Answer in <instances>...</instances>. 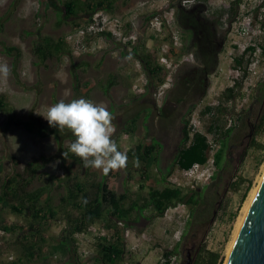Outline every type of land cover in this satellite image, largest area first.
Returning <instances> with one entry per match:
<instances>
[{
  "label": "rangeland",
  "instance_id": "rangeland-1",
  "mask_svg": "<svg viewBox=\"0 0 264 264\" xmlns=\"http://www.w3.org/2000/svg\"><path fill=\"white\" fill-rule=\"evenodd\" d=\"M66 1L0 0V64L6 63L9 68L7 77L0 75V96H3L7 107L13 110L12 118L0 110V185L6 176L22 173L27 162L43 157L36 176L30 179L28 189L48 184L50 203L53 205L58 203L59 196L65 192V185L72 183V179L88 184L104 178L117 193L126 191L129 199L144 196L149 186L162 187V183L156 182L159 179L158 169L164 170L172 161L181 137V117L191 104H195V108L190 123L197 130L206 132L213 150L216 149L212 134L206 131L211 115H201L200 110L205 105H221L225 110L219 115L220 124L224 128H234L228 136L220 179L217 181L215 178L218 170L214 165L209 176L199 171L203 175L198 173L200 178L196 182H191V177L176 169L167 183L180 186L187 196L193 189L202 190V197L195 207L176 203L163 216H153L150 209H145L136 220L116 227L125 246L124 258L117 264H161L165 258L163 253L170 250L174 251L170 264H192L196 253L203 247L218 251L223 257V264L235 226L244 213L247 197L258 184L264 169V148H261L264 145V98L262 101L254 99L257 84L264 79V0H240L236 16L231 21L228 20L227 10L232 0H208V16L218 19L216 31L211 28L212 45L222 46L217 66L212 73L199 74L205 82L202 92L196 86H187L188 82H193L194 74L191 71L196 65L195 59L183 62L172 74L171 86L161 97L156 95V91L159 81L164 77V70L153 75L148 73L138 57L129 54L130 46L118 38L108 39L94 34L84 41L85 49L79 54L71 52L44 62L37 60L32 53L35 40L43 35L67 37L76 30L74 22L87 23L85 15L58 23L63 17L61 12ZM169 1L115 0L112 10L107 11L110 16L121 20L119 32L123 35L131 32L136 34L134 44L139 46L140 52L141 45H144L145 52L154 58L153 64H158L155 58L158 46L170 43L173 33L180 40V46L173 54L180 59L186 53L181 46L185 44L188 34L177 27L175 20L164 23L161 32L153 31L148 26V20L155 14L168 21ZM195 1L198 3L199 0ZM201 37L197 35L195 40L200 41ZM247 45H254L256 50L250 54L251 62L246 67L236 97L226 101L221 97L223 89L232 85L243 69L241 67L235 72L232 57L239 55ZM5 46L20 50L14 70V55L5 52ZM195 50L196 47H193L189 52L194 55ZM74 68L80 75V94L72 90L71 72ZM111 73L115 74L116 84L110 88L109 95H105L100 84ZM144 81L145 92L134 93L132 85ZM19 82L30 87L23 88ZM179 97L183 98L181 102L177 101ZM79 98L103 103L109 111L112 108L111 113L115 117L113 123L116 125L113 139L119 150L126 151L137 142H149L152 139L160 143L159 162L157 166H151L148 181L141 175L142 164L136 167L131 159H128L126 169L104 175L100 170L85 168L83 162L64 158L59 154L57 143L51 135L37 133L38 120L48 124L41 114H46L49 106L60 100L68 102ZM137 113L140 117L135 131L130 134L124 132L127 121ZM241 116L244 119L239 122L237 117ZM253 141L259 143V148L252 146ZM67 144L65 140L64 145ZM56 161L59 163L56 164ZM238 181H241L240 185L235 189ZM247 185L250 189L241 198ZM45 197L46 194H43L41 199ZM0 218L7 225L26 227L31 222L29 216L12 214L1 208ZM66 226V220L60 216L44 223L41 227L45 238L43 251L30 261L25 256L30 240L25 241L23 233L17 230L0 233V264H12L17 259H21L20 264H100L96 261V229L103 227L98 222L85 233L73 236L76 239V252L70 257L48 252L49 244L55 243L64 234ZM106 238L110 240L111 235Z\"/></svg>",
  "mask_w": 264,
  "mask_h": 264
},
{
  "label": "trees",
  "instance_id": "trees-1",
  "mask_svg": "<svg viewBox=\"0 0 264 264\" xmlns=\"http://www.w3.org/2000/svg\"><path fill=\"white\" fill-rule=\"evenodd\" d=\"M114 1L67 0L63 3V10L61 12L63 17L58 20V23L60 24L64 20L81 17L82 15H85V18L90 20L92 15L97 11L102 10L107 12L108 10H112ZM239 2L240 0L230 1V6L227 10L229 21L236 16V7L239 5ZM167 7L169 10L171 8L174 9L173 15L177 27L183 33L189 31L185 44L181 46L182 51L187 53L193 47H196L195 52H193L196 65L191 71L194 74V78L193 82H188L187 86L188 88L196 86L202 89L203 92L205 82L203 77H199V74H209L215 70L218 62V54L222 49L221 45L217 47L212 45L213 33L211 32V28H214L216 31L218 19L204 16L200 3L196 2L188 8L181 4V0H170ZM73 24L75 27L79 26L78 22H74ZM98 35L108 39L115 38L111 32L105 30L100 31ZM197 35H202L200 41L195 40ZM126 45L130 46L129 54L137 56L143 68L148 73L153 75L164 70L159 64L152 63V59L154 58L151 57L149 52H145L144 45H141V52L138 49L139 46L130 41L126 42ZM255 50L256 47L254 45H247L239 55L232 57V67L235 69L242 67L243 69H241L240 77H236L232 85L226 86L223 89L221 97L224 100L228 101L236 97L237 91L241 88L242 80L246 74V67L251 62L250 54L254 53ZM4 51L14 55L12 64V70H14L16 65L15 59L20 55V50L14 46H5ZM71 52V47L66 37L53 38L50 35H43L35 40L32 45V53L39 62H44L46 59L60 57ZM262 54H264V50H262ZM76 66L74 65V67ZM14 74L16 75L15 72ZM71 76L73 80L72 90L74 89V93L80 94L81 80L76 68L71 72ZM162 80L163 78L159 82ZM185 80L188 81V79ZM19 83L23 88L30 87L22 82ZM115 84V74L111 73L104 83L100 84L101 91L105 95H109L110 88ZM144 89H146V85ZM263 98L264 79L257 84L256 94L254 95L255 101H262ZM182 99V97H179L177 101L181 102ZM194 108L195 104H191L186 113L181 117V137L172 161L164 170L158 169L159 179L156 182L163 184L161 188L151 185L148 187L146 195L129 199L126 191L117 193L109 187L104 178L88 184L81 180L72 179V183L65 185V192L59 196L58 203L53 205L50 203L51 197L48 192V184H41L34 189H28L30 179L36 176L40 161L43 160V157H41L40 159L27 162L22 173L6 176L0 185V208L8 210L12 214L29 216L31 222L26 227L16 224L7 225L0 218V230L3 232L17 230L23 233L25 241L27 239L30 240L25 250L26 259L30 261L43 251L42 243L45 242V238L41 233V227L47 221L56 220L59 216L60 218L64 217L66 220L67 226L66 229H63L64 234L58 237L55 243L49 244L48 252L59 253L67 257H70L72 253L76 252V239L73 236L85 233L91 225L98 222L105 229L112 228L114 233L111 235L110 240L106 236H97L98 242L96 243V248L98 258H96V261L100 264H117L122 261L125 255V246L122 235L116 227L118 222L128 224L130 220H136L145 209H150L153 212V216H163L165 211L176 203L187 204L193 208L199 203L202 197V190L193 189L190 195L187 196L180 186L167 183L168 178L176 169L187 170L195 163L204 164L211 150H213V146L209 142L206 132L197 130L190 123V116ZM0 110L5 111L9 115V118H12L13 110L11 107H7L3 96H0ZM224 110L225 108L221 105H205L200 110L201 115L206 113L211 115V122L207 125L206 131L212 134V140L217 144L216 149L212 153L213 165L218 170L215 177L217 181L220 179V171L224 164L225 152L228 147V136L234 128V126L224 128L220 124L219 115ZM139 117V113L134 114L123 128L124 132L129 134L133 133ZM237 118L240 122L244 119V116ZM28 121L32 124L31 120ZM38 121L39 125L36 127L37 133L42 136L51 135L57 143L59 154L64 157V151H68V145L75 137L67 129L60 131L58 128L50 127L49 124H45L40 120ZM29 122H25V124ZM21 124H24V121H21ZM65 140L68 141L67 145H64ZM252 146L259 148L258 146L260 145L256 141H253ZM159 148L160 143L152 139L149 142H137L133 147L125 151L128 154V159L133 161L136 158L139 159L140 164L143 166L141 175L145 178V181L150 179L151 166H157L159 162ZM261 148H264V145ZM67 159L77 163L82 162L79 157L70 152L68 153ZM240 182L235 183V189L239 187ZM212 183L213 181L210 184ZM140 187L143 188L144 186L140 185ZM249 189L250 187L247 185L241 198L245 197ZM43 194H46L45 199H41ZM84 200H87V203ZM173 252V250L165 251L163 253L165 258L161 264H170V257ZM20 261L21 259H17L12 264H20ZM222 262L223 257L218 251H212L203 247L196 253L192 264H222Z\"/></svg>",
  "mask_w": 264,
  "mask_h": 264
},
{
  "label": "clouds",
  "instance_id": "clouds-1",
  "mask_svg": "<svg viewBox=\"0 0 264 264\" xmlns=\"http://www.w3.org/2000/svg\"><path fill=\"white\" fill-rule=\"evenodd\" d=\"M9 68L6 63L0 64V75L7 77ZM50 127L60 131L69 130L75 139L63 153L68 157L72 153L79 157L85 168L100 170L104 175L126 169L128 154L119 150L113 136L116 125L115 117L103 103L79 98L68 102L60 100L49 106L46 114H41ZM59 161H56L58 164ZM139 167V159L133 161ZM55 168V164L52 165ZM87 203V200H84Z\"/></svg>",
  "mask_w": 264,
  "mask_h": 264
},
{
  "label": "built area",
  "instance_id": "built-area-1",
  "mask_svg": "<svg viewBox=\"0 0 264 264\" xmlns=\"http://www.w3.org/2000/svg\"><path fill=\"white\" fill-rule=\"evenodd\" d=\"M191 0H182V5H186L190 3ZM173 11L174 9L171 8L169 13L170 17L167 21L163 20V17L159 14L153 15L148 20V26L151 30L161 32L164 28V23H172L174 21L173 17ZM133 24V23H132ZM121 20L112 17L109 15L106 11H97L94 13L90 20H87V23L85 25L79 24L78 27H76V30L73 34H70L66 37V40L68 44L71 47V51L73 54H79L81 51L85 49V40L92 38L94 34H98L100 31H109L111 32L115 38L121 39L124 43L130 41L131 43H134L137 40V36L134 32L128 33L127 35H123L121 32ZM179 37L176 33H173L171 35V42L170 43H161L158 46L157 53L155 55L157 63L164 68V77L161 82H159L156 95L158 97H161L166 90L171 86V76L172 74L179 68V66L183 62L191 61L193 60V54L192 52H188L180 56V59H177V56L173 53L176 52L177 47H179ZM235 72H238V69H235ZM146 85V81L143 83H134L132 85V91L136 94H141L144 92V87ZM213 150H211L209 157L207 161L204 164H198L195 163L191 168L187 170H182V173L184 175H188L191 180V182H196L199 180L200 173L203 175V173L199 171H203L205 173V176H209L212 173V166H213V157H212ZM118 225H123L121 222H118ZM89 229V228H88ZM90 230V229H89ZM98 236H107L112 235L114 233L113 229H96ZM0 233L2 234L3 231L0 230ZM84 252V251H83Z\"/></svg>",
  "mask_w": 264,
  "mask_h": 264
},
{
  "label": "water",
  "instance_id": "water-1",
  "mask_svg": "<svg viewBox=\"0 0 264 264\" xmlns=\"http://www.w3.org/2000/svg\"><path fill=\"white\" fill-rule=\"evenodd\" d=\"M223 264H264V174Z\"/></svg>",
  "mask_w": 264,
  "mask_h": 264
},
{
  "label": "bare ground",
  "instance_id": "bare-ground-1",
  "mask_svg": "<svg viewBox=\"0 0 264 264\" xmlns=\"http://www.w3.org/2000/svg\"><path fill=\"white\" fill-rule=\"evenodd\" d=\"M182 54V53H181ZM73 91H74V89H73ZM163 100V99H162ZM263 174H264V169H263V171H262V176L260 177V179H259V181H258V184L255 186V188H253L251 191H250V193H249V195H248V197H247V202H246V204H245V210H244V213H243V215H242V217L240 218V220L237 222V224H236V226H235V231H234V234H233V237H232V240L230 241V244H229V247H228V250H227V254H228V251L230 250V248H231V246H232V244H233V242H234V240H235V237H236V235H237V232H238V230H239V227H240V225H241V222H242V220H243V217H244V215L246 214V212H247V210H248V208H249V206H250V204H251V202H252V199H253V197H254V195H255V193H256V189H257V187H258V185H259V183H260V181H261V179H262V177H263Z\"/></svg>",
  "mask_w": 264,
  "mask_h": 264
},
{
  "label": "flooded vegetation",
  "instance_id": "flooded-vegetation-1",
  "mask_svg": "<svg viewBox=\"0 0 264 264\" xmlns=\"http://www.w3.org/2000/svg\"><path fill=\"white\" fill-rule=\"evenodd\" d=\"M195 2H196L195 0H191L190 3L186 4V7L190 8ZM207 2H208V0H199L198 1V3H200V5L202 7V13L204 16H208ZM229 6H230V3H229ZM186 33L189 35V31H186ZM193 58H194V55H193Z\"/></svg>",
  "mask_w": 264,
  "mask_h": 264
}]
</instances>
